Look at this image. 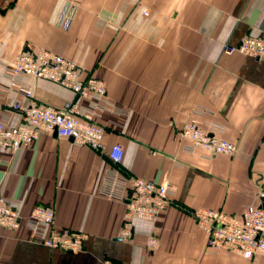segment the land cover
I'll list each match as a JSON object with an SVG mask.
<instances>
[{"label":"crops","instance_id":"1","mask_svg":"<svg viewBox=\"0 0 264 264\" xmlns=\"http://www.w3.org/2000/svg\"><path fill=\"white\" fill-rule=\"evenodd\" d=\"M71 3L77 12L64 30L60 18ZM247 37L264 39V0H0V109L10 125L21 122L16 104L35 100L56 109L76 104L105 130L99 151L47 133L28 147L0 150V194L21 200L25 217L50 206L56 230L84 236L81 252L66 253L25 227H0V264H264V253L249 260L208 251L193 216L263 204L264 58L224 52ZM41 51L72 61L83 79L101 80L103 100L28 75L22 81L32 100L11 88L15 58ZM191 121L221 128L217 135L237 152H189L179 131ZM115 145L124 149L125 175L169 188V206L154 221L136 219L124 241L126 205L102 195Z\"/></svg>","mask_w":264,"mask_h":264},{"label":"built area","instance_id":"2","mask_svg":"<svg viewBox=\"0 0 264 264\" xmlns=\"http://www.w3.org/2000/svg\"><path fill=\"white\" fill-rule=\"evenodd\" d=\"M77 8V4L72 3L66 6L59 22L62 29L68 30L71 27ZM144 15L149 14L145 11ZM224 52L227 55L240 54L262 59L264 39L247 37L237 45H227ZM25 75L60 84L83 98L98 96L102 101L106 95V87L101 80L95 77L83 79L82 71L75 63L50 51L25 52L13 62L11 88H17L18 92L32 100L30 87L22 81ZM15 110L21 114V122L13 127L10 125V113L0 109V150L12 152L28 147L44 133L69 138L95 151L103 148L104 128L87 116H81L76 104L69 102L63 109H56L32 100L28 106L16 104ZM221 131L217 126L207 129L199 122L191 121L181 128L179 134L189 140L187 150L191 153L202 149L209 156L234 155L237 145L220 138L217 133ZM124 154L120 145L110 149L108 156L113 165L106 172L102 190L104 197L124 202L126 205L124 233L118 238L119 241L132 238L133 222L136 219L154 221L169 206L168 186L143 178L129 177L122 172L119 166ZM21 206V200L8 199L0 194V227L13 230L25 227L36 240L50 249L66 253L83 250L84 236L81 233L58 231L54 228L56 216L50 206L37 205L28 217L21 214ZM193 216L197 225L208 236V251L216 253L227 249L249 260L264 253L263 204L241 214L198 209ZM158 244L154 236L148 239L147 246L151 250L156 249Z\"/></svg>","mask_w":264,"mask_h":264},{"label":"water","instance_id":"3","mask_svg":"<svg viewBox=\"0 0 264 264\" xmlns=\"http://www.w3.org/2000/svg\"><path fill=\"white\" fill-rule=\"evenodd\" d=\"M262 203H263V205H264V198H263V200H262Z\"/></svg>","mask_w":264,"mask_h":264}]
</instances>
